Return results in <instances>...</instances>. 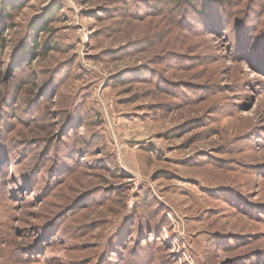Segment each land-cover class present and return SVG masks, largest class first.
Wrapping results in <instances>:
<instances>
[{
	"label": "rangeland",
	"instance_id": "obj_1",
	"mask_svg": "<svg viewBox=\"0 0 264 264\" xmlns=\"http://www.w3.org/2000/svg\"><path fill=\"white\" fill-rule=\"evenodd\" d=\"M160 1L0 0V264H264V0Z\"/></svg>",
	"mask_w": 264,
	"mask_h": 264
},
{
	"label": "trees",
	"instance_id": "obj_2",
	"mask_svg": "<svg viewBox=\"0 0 264 264\" xmlns=\"http://www.w3.org/2000/svg\"><path fill=\"white\" fill-rule=\"evenodd\" d=\"M186 1L187 0H177V1L173 2V4H175V6L177 7V6H181V4L183 2H186ZM226 1H228V0H189L186 2V5L190 6L194 10L195 15H210V16H212V15H223V14L231 15V13L229 14V12H226V10H225V7L228 6L227 3L225 5ZM159 3H162V0ZM228 3L231 6L233 5L232 1H228ZM11 7H12L11 5H7L6 7L1 8L0 9V16L4 15L5 18H10L9 12H10ZM179 9H180V7H179ZM2 11H3V13H1ZM177 11H179V10H177ZM257 17H258V15H257ZM208 20L209 19H207V18H202V20H200L197 23V24H199L200 30H203L206 28V26H208V22H209ZM187 21H189V20H183V22H187ZM258 22H259V20H258ZM259 25H261V23H259ZM0 88H1V86H0ZM19 91H20V89H19ZM3 95L4 94L0 93V102L4 98ZM12 101H14V104L17 105L19 102V98L12 97Z\"/></svg>",
	"mask_w": 264,
	"mask_h": 264
}]
</instances>
